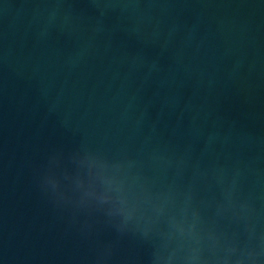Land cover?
I'll return each instance as SVG.
<instances>
[{"label":"water","instance_id":"obj_1","mask_svg":"<svg viewBox=\"0 0 264 264\" xmlns=\"http://www.w3.org/2000/svg\"><path fill=\"white\" fill-rule=\"evenodd\" d=\"M0 264H264V0H0Z\"/></svg>","mask_w":264,"mask_h":264}]
</instances>
